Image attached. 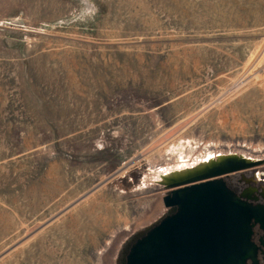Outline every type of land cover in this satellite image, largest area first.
I'll return each instance as SVG.
<instances>
[{
    "label": "rangeland",
    "instance_id": "1",
    "mask_svg": "<svg viewBox=\"0 0 264 264\" xmlns=\"http://www.w3.org/2000/svg\"><path fill=\"white\" fill-rule=\"evenodd\" d=\"M181 151L264 190V0H0V264H125Z\"/></svg>",
    "mask_w": 264,
    "mask_h": 264
},
{
    "label": "water",
    "instance_id": "2",
    "mask_svg": "<svg viewBox=\"0 0 264 264\" xmlns=\"http://www.w3.org/2000/svg\"><path fill=\"white\" fill-rule=\"evenodd\" d=\"M259 163L221 155L160 176V184L169 190L163 203L174 211L130 245L125 264H261L252 235L254 223L264 228V206L250 201L256 199L257 188L236 193L224 179Z\"/></svg>",
    "mask_w": 264,
    "mask_h": 264
},
{
    "label": "flooded vegetation",
    "instance_id": "3",
    "mask_svg": "<svg viewBox=\"0 0 264 264\" xmlns=\"http://www.w3.org/2000/svg\"><path fill=\"white\" fill-rule=\"evenodd\" d=\"M262 175H263L262 173L258 174L257 177H261ZM261 181L264 182V180H261ZM227 184L236 193H241V192L248 193L249 192V191L246 190L248 188H246V189L244 188L245 187L244 185L240 184L239 186H232L229 182H227ZM253 195L256 196V199L250 200V201L253 204H259V205L264 206V193H263V190L261 188H258L254 192ZM252 237H253L254 242L258 245V253H259V256H260L261 264H264V261L262 260V256H263V253H264V245L261 243L262 241H264V228H262L259 223H254L253 224V235H252Z\"/></svg>",
    "mask_w": 264,
    "mask_h": 264
},
{
    "label": "bare ground",
    "instance_id": "4",
    "mask_svg": "<svg viewBox=\"0 0 264 264\" xmlns=\"http://www.w3.org/2000/svg\"><path fill=\"white\" fill-rule=\"evenodd\" d=\"M180 153L181 154L179 156V159L176 160V163L174 162L175 163L174 165H171L169 167H165L161 176L162 175L163 176H165V175L170 176L173 173L184 172L185 170H187L189 168H192V167L197 166V165H201L204 162L211 160L212 158H216L215 156H210V155H206L203 157L201 156V157L191 158V157L187 156V154H184V152H182V151Z\"/></svg>",
    "mask_w": 264,
    "mask_h": 264
}]
</instances>
